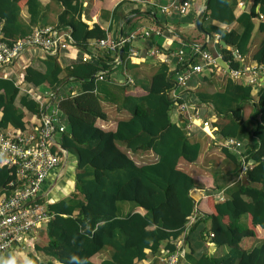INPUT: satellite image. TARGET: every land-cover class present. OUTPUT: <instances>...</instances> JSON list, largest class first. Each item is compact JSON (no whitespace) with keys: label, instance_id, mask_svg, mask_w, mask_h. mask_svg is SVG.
<instances>
[{"label":"trees","instance_id":"1","mask_svg":"<svg viewBox=\"0 0 264 264\" xmlns=\"http://www.w3.org/2000/svg\"><path fill=\"white\" fill-rule=\"evenodd\" d=\"M54 1L61 8L50 26H67L76 46L85 50L89 41L97 44L100 38L111 37L109 28L85 21L102 10L103 0H89L85 6L80 0ZM122 1L111 10L116 20L117 5ZM38 4L37 0H0V33L7 43L29 34L35 26L48 25L20 27V6L27 7L29 20H38L34 14ZM234 4L235 0H207L201 27L211 39L216 34L228 45L215 43L231 69L240 71L243 66L239 60L248 53L257 74L264 71V22L258 21L259 39L250 52L249 42L254 19L264 15V0H249L237 13ZM129 11L139 15L134 7ZM171 15L179 23L193 20L187 13ZM128 43H123L122 62ZM87 54V59L80 55L62 68L54 53H45L43 69L25 63L19 79L4 75L0 68V128L32 130L41 111L56 108L57 123L63 128H55L51 149L59 146L75 161L74 190L44 202L47 220L41 224V238L37 236L32 242L33 251L27 252L26 264H142L141 260L154 252L161 251L164 257L177 245L187 246L177 264L184 260L187 264H264V85L251 94L250 83L228 79L221 89L198 97L210 103L217 115L215 132L242 142L244 161L249 164L242 181L226 188L222 195L211 191L215 195L206 199L207 212L200 210L198 200L190 195V189L204 175H191L179 166V162L197 157L199 143L183 133L179 122L169 115L174 102L180 105L186 101V90L174 99L169 92L178 86L176 76L196 62L194 54L182 56L175 70L160 63L145 85L122 82L114 87L103 80L113 71L116 50L99 46L97 52ZM99 70L101 78L94 75ZM98 82L103 84L98 86ZM28 83L47 100L39 104ZM103 93L109 94L108 100L116 107L129 112L117 119L112 129L95 124L96 118L105 116L100 101ZM244 104L251 109L246 115ZM119 142L132 151L150 150L155 156L135 163L117 146ZM221 149L235 161L225 145ZM15 183L14 167L0 163V196H8ZM212 184L216 185L215 176ZM34 201L41 203L42 199ZM207 237L215 241L214 251H207Z\"/></svg>","mask_w":264,"mask_h":264},{"label":"crops","instance_id":"2","mask_svg":"<svg viewBox=\"0 0 264 264\" xmlns=\"http://www.w3.org/2000/svg\"><path fill=\"white\" fill-rule=\"evenodd\" d=\"M37 1L39 4L36 6L34 14L38 20H29L30 14L27 7L25 5L20 6L19 17L21 19V28H32L39 24H55L56 14L61 8L59 3L54 0ZM88 1L89 0H80L82 6H85ZM119 1L121 0H103L101 4L102 10L97 15L92 14L91 18L85 19V21L87 23L97 21L106 28H109L108 35L110 34V38L112 39L113 36H116V39H118L119 25H122L123 37L127 36L129 32L135 29L142 28H156L159 32H150L146 37L136 36L126 41L129 43L125 61L116 62V55L114 66H112V73L103 80L107 81L109 86H119L122 85V82H136L145 85L147 84L149 75L160 63L166 64L169 70H175L178 58L174 52H177L179 49L182 50L181 56H185L186 54L192 56L194 54V58L198 61L200 60V56L194 51V48L195 46L200 47L203 42L206 44L205 50L208 51L214 59L216 56H221L223 58L219 48L215 44L216 41L219 42L221 39L217 38L216 34H214V38L212 39L210 35L209 38H207L206 34L198 31L194 26L195 15L199 10L205 8L206 0H190L187 15L193 16V20L183 23H179L176 16L158 11L154 4L164 2V0H123L117 5L116 16H118V19L116 20V18H113V15H111V10ZM248 2L249 0L246 2L244 0H235L233 11L235 13L241 11L246 7ZM130 6L137 9L139 15H136V12H130ZM255 7L257 9V6ZM154 14L161 15L162 17L155 18ZM163 19L165 20L163 21ZM259 20L258 17L254 19L253 33L249 42V52L255 47L259 39V33L256 31ZM213 22L221 28L226 27L225 24ZM66 27L67 26H64L63 29L66 30ZM159 28L165 31H161ZM222 46L228 45L224 42ZM98 48L99 46H97L95 42L89 41L85 50L71 43L70 45L56 48L53 53L56 55V59L60 66L64 68L71 61L82 55V53H86L87 51L97 52ZM129 49L134 50L135 54H131ZM44 56L45 52L39 47L28 46L16 59L2 67L3 74H9L19 79L20 67L25 63L42 70L43 63L41 60ZM224 61L227 64V70L215 62V66L212 65L205 69L202 68L199 72L191 74L183 84H178L177 87L172 88L169 92L170 98L174 99L181 90L187 91L186 101H183L185 105L181 107L174 102L169 111V115L171 119H176L177 121L178 117L181 116L185 123L186 133L192 140H196L199 143L197 157L191 162L181 161L179 162V166L191 175H204L203 178L197 180L198 183L190 189V195L194 200H198V207L200 210L207 212L209 208L206 199L208 196L215 195L211 192L213 189L216 190L217 195H222L226 188L244 179V171H241L240 167L242 159L245 157V151L241 146L242 142H240V140L234 139V141L239 142L238 145L227 143L225 138L220 137L215 132V125L213 122L217 119V115L210 103L199 101L198 97L203 96L202 92L210 93L214 90L221 89L228 79L233 81L238 80L242 84L250 83L252 86L251 94H254L259 85H264V71L258 72L257 74L251 71L253 69V61L250 59L248 53L240 58L239 61L242 63L243 67L235 77L230 73L231 68L228 62L225 59ZM258 68L262 70V67ZM201 75L205 77L202 78L203 80L200 79ZM102 84L103 82H98V86ZM27 85L29 92H31L34 97L38 96L42 99L39 91L36 90L32 84L28 83ZM103 94L104 98L100 101L105 116L96 118L95 124L104 129H112L116 120L128 116L129 112L125 109L116 107L115 103L110 102L108 100V93ZM243 108L244 115L251 110L250 107L245 104ZM203 121H206L207 124L204 125ZM222 145H225V147L234 154L235 161L225 155L221 149ZM117 146L125 151L135 163L151 160L155 156L150 150L138 149L132 151L126 148L121 142L117 143ZM74 164V157L67 154L65 151L63 156H61L59 164L50 170L43 178L40 183L39 192L33 199L41 198V203H44L61 198L73 191ZM214 176L216 185L213 186ZM126 207L128 208V206ZM135 210L140 211L141 209L135 208ZM41 227L42 225L40 224L32 231L23 234L10 249L1 253L0 264H7L10 257L15 259L16 264H26L27 252L29 250L33 251V240L37 236L41 238ZM205 245L207 249L206 242ZM183 249L186 250L187 246L185 245ZM215 249L216 246L211 251ZM222 249L223 248H221V252ZM162 254L161 251L160 253L154 252V254L150 255L148 258L141 260V263L163 264ZM181 264L187 263L184 260Z\"/></svg>","mask_w":264,"mask_h":264},{"label":"built area","instance_id":"3","mask_svg":"<svg viewBox=\"0 0 264 264\" xmlns=\"http://www.w3.org/2000/svg\"><path fill=\"white\" fill-rule=\"evenodd\" d=\"M154 5L162 13L184 15L188 12L190 0H164V2ZM258 18L264 22V15L260 14ZM150 32L158 33L159 30L156 28L135 29L121 41L124 43L136 36L146 37ZM71 43L73 42L67 28L66 30L58 29L50 25L35 26L29 34L10 44L2 38L0 33V68L11 63L28 46H36L45 53H53L56 48ZM97 44L114 51L117 50L119 41L105 36L97 40ZM194 51L200 56V60L189 64L176 76L177 84H183L191 74L215 63L214 57L201 46H195ZM129 52L135 54L134 50L129 49ZM181 52L180 49L174 52L178 61L182 59ZM81 57L82 60L87 59V52L82 53ZM251 71L254 72V70ZM238 72L237 69L230 70L233 77ZM94 75L101 78L102 70L97 71ZM35 98L38 99L39 104L47 100V97L40 99L35 96ZM184 105V102L180 104L181 107ZM57 121H59L57 109L52 108L41 111L37 125L32 130L0 128V163L13 166L16 174L15 188L8 196H0V254L10 249L23 234L32 231L47 220L44 203L35 202L33 198L39 192L43 178L59 164L61 156L65 153V150L59 146L54 150L51 149V145L55 143V128H63L62 123H57ZM203 124L205 125L207 122L203 121ZM226 142L239 144L232 138H227ZM248 166L249 164L243 158L241 171H244ZM9 183L11 182L9 181ZM183 253V247L177 245L175 250L163 257V264H177Z\"/></svg>","mask_w":264,"mask_h":264},{"label":"water","instance_id":"4","mask_svg":"<svg viewBox=\"0 0 264 264\" xmlns=\"http://www.w3.org/2000/svg\"><path fill=\"white\" fill-rule=\"evenodd\" d=\"M207 1V0H206ZM206 3V2H205ZM204 9V8H203ZM203 9L202 10H199L196 15H195V18H194V26L195 28L206 34L207 38H209V33H207L206 31H204L201 27V17H202V12H203ZM122 38H123V32H122V25H119V29H118V41H119V45L117 47V51H116V55H117V60L116 62L120 61L121 60V52L123 50V43H122ZM219 42L224 45V42L223 40H219ZM204 44V42H203ZM203 44H201L200 46H203ZM215 62L218 63L220 66L226 68V70L228 69L227 67V64L226 62L224 61V59L221 57V56H216L215 57ZM178 121H179V125L181 127V131L183 133H186V129H185V123L184 121L182 120L181 116L178 117ZM206 244H207V251L208 252H211V250L216 246V243L215 241H213V239H211L210 237L207 238L206 240Z\"/></svg>","mask_w":264,"mask_h":264},{"label":"clouds","instance_id":"5","mask_svg":"<svg viewBox=\"0 0 264 264\" xmlns=\"http://www.w3.org/2000/svg\"><path fill=\"white\" fill-rule=\"evenodd\" d=\"M7 264H16V261L14 258H9L8 261H7ZM30 264H32V262L30 261Z\"/></svg>","mask_w":264,"mask_h":264},{"label":"rangeland","instance_id":"6","mask_svg":"<svg viewBox=\"0 0 264 264\" xmlns=\"http://www.w3.org/2000/svg\"><path fill=\"white\" fill-rule=\"evenodd\" d=\"M158 17H162V16H161V15H158ZM17 62H18V61H17ZM17 62H16V64H17ZM16 64H15V65H16ZM201 113H202V112H201ZM248 139H249V138H248L247 136H244V137H243V140H245V141H248ZM121 143H122V142H121ZM73 170H74V169H73ZM240 181H242V180H240ZM261 233H262L261 230H259V234H261Z\"/></svg>","mask_w":264,"mask_h":264}]
</instances>
